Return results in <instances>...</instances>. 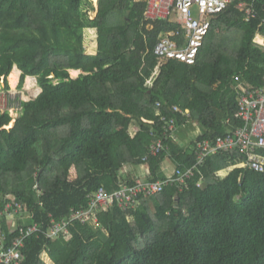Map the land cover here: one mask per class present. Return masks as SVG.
<instances>
[{"label": "trees", "instance_id": "trees-1", "mask_svg": "<svg viewBox=\"0 0 264 264\" xmlns=\"http://www.w3.org/2000/svg\"><path fill=\"white\" fill-rule=\"evenodd\" d=\"M239 2L212 19L188 65L154 54L159 38L181 27L147 18L143 0H98L95 18L88 0H0V83L9 90L17 67L20 89L28 77L42 89L21 103L12 128L0 110V211L14 199L32 214L26 222L42 227L27 239L22 264H48L45 255L51 264H264V173L240 167L238 150L196 167L200 142L243 126L244 90L264 89V0L253 2L249 21ZM91 31L95 54L86 48ZM72 70L82 74L72 78ZM159 113L175 120L173 136ZM189 126L201 134L186 145L178 130ZM159 140L165 150L143 162ZM165 162L196 167L194 177L135 206L100 208L97 226L72 225L70 239L47 236L52 219L89 209L99 189L134 185L122 176L126 166H148V180L166 181ZM16 218L10 227L0 216L6 248L26 224Z\"/></svg>", "mask_w": 264, "mask_h": 264}, {"label": "built area", "instance_id": "built-area-1", "mask_svg": "<svg viewBox=\"0 0 264 264\" xmlns=\"http://www.w3.org/2000/svg\"><path fill=\"white\" fill-rule=\"evenodd\" d=\"M147 3L146 17L152 20L169 19L177 23L181 29L163 34L154 49V54L162 59L176 60L188 65L196 63L199 52L211 29V21L214 17L223 13L236 0H143ZM238 8L247 14V20L254 16L253 2L239 0ZM198 9V18L193 16V8ZM175 112L183 114L179 108H174ZM189 115V111L184 112ZM160 121L164 123L165 134L173 136L175 133V120H167V117L158 114ZM236 117L243 122V126L238 128L233 134L218 137L214 142L204 140L200 142L196 149L198 164L203 165L205 159L218 152H231L238 150L246 156V160L241 164L247 170L264 173V89L244 90L241 95L240 109ZM149 155L143 158V162H148L151 156H158L165 150L163 140H159L149 149ZM190 168L186 171L175 169L168 175L166 181H150L148 179H138L134 185L123 183L119 190L113 194H108L105 188L91 196L90 208L80 209L73 212L68 220L60 222L51 220L46 231L49 238L65 236L70 239L71 227L87 221L97 222L96 211L100 208L106 209L108 205L117 202L120 207H131L139 204L141 197H151L161 193L165 186L175 183L186 184L194 177V170ZM20 214L23 221L32 219V214L27 211L21 203H16L13 199L8 202L4 210L0 211V216ZM16 227V225L14 226ZM20 232L12 246L6 248L3 241L6 237L0 231V264H22L24 260V248L28 238L41 232L42 227L37 222L20 225Z\"/></svg>", "mask_w": 264, "mask_h": 264}, {"label": "rangeland", "instance_id": "rangeland-1", "mask_svg": "<svg viewBox=\"0 0 264 264\" xmlns=\"http://www.w3.org/2000/svg\"><path fill=\"white\" fill-rule=\"evenodd\" d=\"M88 1L92 6V11L90 13L91 17L95 18L98 13V0H88ZM192 10H193V16L195 18H198L197 7H194ZM96 38H97V34H95L93 31L87 34L86 48L88 54H95V50L97 47ZM80 74H81L80 71L77 72V74H73V72L70 71V75L72 78H77L79 77ZM20 77L21 76H19L14 88L11 86L8 78V83L10 87L9 90H6L4 84L0 83V110L2 112L8 111L11 117L13 118L12 122L7 128H12L15 125V121L20 116L21 113V103L35 99L39 93L38 90L40 89V87L38 85L37 78H34L35 84L32 87L31 91L30 90L27 91L26 90L27 79L25 81L23 88L21 89L19 88ZM36 92L38 93L36 94ZM137 130H138V125L134 123L130 129V132L134 136ZM200 134H201V129L195 126L193 128H190V126L186 127L185 129H181L178 132V136L183 139L186 145H190L191 141L196 137H198ZM225 174L227 175V173ZM76 178L77 176L75 172L71 171L70 180L73 181ZM17 219L18 218L14 217L13 215L6 216V220L8 221L10 227H14L17 224ZM92 223L94 226L95 225L97 226V222H95V220H93ZM44 259L48 264H51V259L48 257V255H45Z\"/></svg>", "mask_w": 264, "mask_h": 264}, {"label": "crops", "instance_id": "crops-1", "mask_svg": "<svg viewBox=\"0 0 264 264\" xmlns=\"http://www.w3.org/2000/svg\"><path fill=\"white\" fill-rule=\"evenodd\" d=\"M15 70H18L19 72V76H21V71L15 67L14 68ZM13 69V70H14ZM30 78V77H28ZM33 78V77H31ZM39 93L40 94L42 92V89L40 88L39 89ZM181 130V129H180ZM178 130V132L180 131ZM163 171L165 173V175H170L171 173H173L174 171V167L171 166L168 162H165L163 164ZM149 167L148 166H139V167H134V166H126L122 172V176L125 178V179H134V180H138V179H148V176H149Z\"/></svg>", "mask_w": 264, "mask_h": 264}, {"label": "bare ground", "instance_id": "bare-ground-1", "mask_svg": "<svg viewBox=\"0 0 264 264\" xmlns=\"http://www.w3.org/2000/svg\"><path fill=\"white\" fill-rule=\"evenodd\" d=\"M71 72H73V74H77V72H79V71H75V70H72ZM18 78H19V72H18V70H13L12 71V73H11V75L9 76V82H10V84H11V86L14 88V86L16 85V82H17V80H18ZM34 84H35V80H34V78H27V81H26V90L28 91V90H30L31 91V89H32V87L34 86ZM40 90H38V92H39ZM38 92H36V94L38 93Z\"/></svg>", "mask_w": 264, "mask_h": 264}, {"label": "clouds", "instance_id": "clouds-1", "mask_svg": "<svg viewBox=\"0 0 264 264\" xmlns=\"http://www.w3.org/2000/svg\"><path fill=\"white\" fill-rule=\"evenodd\" d=\"M81 74H82V72H81ZM39 95V94H38ZM27 102V101H26Z\"/></svg>", "mask_w": 264, "mask_h": 264}]
</instances>
